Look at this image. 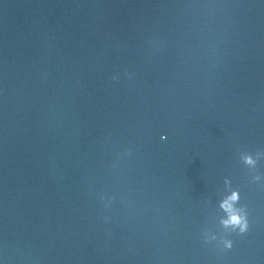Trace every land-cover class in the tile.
I'll return each instance as SVG.
<instances>
[{"label": "water", "instance_id": "95a60500", "mask_svg": "<svg viewBox=\"0 0 264 264\" xmlns=\"http://www.w3.org/2000/svg\"><path fill=\"white\" fill-rule=\"evenodd\" d=\"M248 152L264 173L262 0H0L9 264H264Z\"/></svg>", "mask_w": 264, "mask_h": 264}, {"label": "clouds", "instance_id": "9594fccd", "mask_svg": "<svg viewBox=\"0 0 264 264\" xmlns=\"http://www.w3.org/2000/svg\"><path fill=\"white\" fill-rule=\"evenodd\" d=\"M262 2H264V0H262ZM260 158L261 153L248 152L241 155L243 164L248 169L253 170L249 183L252 185L264 186V173L258 171ZM225 183L229 185V190L220 202V207L225 212V215L220 220V224L223 229L226 230V234L213 236L212 240L226 252H229L234 248L232 235L244 236L248 234L251 229L252 220L248 207L241 203L242 194L240 188L231 187L230 180L226 179ZM103 221L108 223L110 221V216H104ZM0 264H9L5 250H0Z\"/></svg>", "mask_w": 264, "mask_h": 264}]
</instances>
